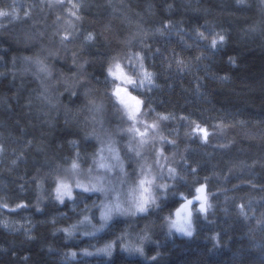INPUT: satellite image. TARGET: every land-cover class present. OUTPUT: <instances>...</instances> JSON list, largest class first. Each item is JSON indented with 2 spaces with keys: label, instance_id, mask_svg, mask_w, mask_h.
Masks as SVG:
<instances>
[{
  "label": "trees",
  "instance_id": "16d2710c",
  "mask_svg": "<svg viewBox=\"0 0 264 264\" xmlns=\"http://www.w3.org/2000/svg\"><path fill=\"white\" fill-rule=\"evenodd\" d=\"M20 2L23 7L42 6L41 0ZM11 4L13 0H0V10ZM29 13L26 22L11 26L0 19V73L4 74L0 76V145L5 149L0 153V203L9 207L29 204L16 212L0 208V264H264V189L260 187L264 185V4L260 0H245L244 5L236 0H85L80 35L68 44V50L60 44L59 35L51 32L54 29L56 33L59 27L52 17L44 16L42 8ZM165 24L168 30L161 35L156 30ZM138 28L141 35L131 47L126 46L125 41L137 34ZM197 28L209 35L223 32L227 43L218 52L210 50L206 41L196 39ZM25 29L31 41L16 43L13 33ZM88 31L97 40L81 48L82 36ZM39 33L40 38L32 41ZM40 44L59 55L60 47L64 49L65 57L60 58L64 62L54 60L55 65L49 68L54 72L56 67L62 77L80 78L85 90L61 95V91L53 93L54 86L48 84L50 99L40 95L42 85L29 71L39 70L35 59H46L32 58V64L24 61V57L37 56L34 52L30 55L29 48ZM121 49L145 55V66L155 73L157 87L135 91L155 109L152 116L173 114L176 119L163 122L166 127L181 124L189 132L190 120L218 135L214 148L189 137L194 147L184 149L185 159L179 166L188 184L194 176L199 183L210 178L209 191L217 195V208L196 223L191 237L161 234L158 246H149L156 252L149 262L121 253L108 262L104 258H71L74 244L66 241L69 236L62 229H70L87 215L81 203L94 199L95 194L60 204L53 198V169L60 166L62 171L76 159L77 152L81 166L91 160L97 143L94 137L84 139L85 133L93 131L86 126L88 101L103 104L102 111L90 114V121L106 129L110 122L103 92L110 85L104 67ZM73 53L77 67L88 61L83 72L74 67ZM197 56L201 59L196 60ZM229 57L235 58V65L229 63ZM176 59L189 67L178 70ZM224 76L228 79H221ZM55 78L60 76L49 80ZM89 88L93 91L86 96ZM181 116L189 119L181 120ZM73 140L78 143H69ZM190 167L197 172L187 171ZM34 177L45 179L38 187ZM213 180H218V185ZM184 185L185 181L175 182L187 195ZM77 192L74 189V194ZM169 198L170 202L161 206L164 208H158V215L161 209L171 211L178 206L177 196ZM71 205H77L76 209L70 210ZM240 205L245 206L246 216L240 214ZM149 223L157 226L156 221ZM125 224L118 219L110 225L111 236ZM102 239L94 236L80 246Z\"/></svg>",
  "mask_w": 264,
  "mask_h": 264
},
{
  "label": "snow or ice",
  "instance_id": "6c2138e0",
  "mask_svg": "<svg viewBox=\"0 0 264 264\" xmlns=\"http://www.w3.org/2000/svg\"><path fill=\"white\" fill-rule=\"evenodd\" d=\"M42 3L46 4V7L49 9H60L62 13H66L63 17L57 15L56 21L54 23L63 21L60 26L57 28L56 35L60 37V44L67 48L68 44L75 41L80 35L79 24L83 21L84 17L82 16V9L85 4V0H41ZM237 4L244 5L245 0H236ZM261 4H264V0H260ZM12 16L15 19H19V15L13 9L12 13L0 10V17ZM29 12H24V16H29ZM2 26V25H0ZM168 30V25L165 24L156 31L161 35L165 34ZM141 35V31L138 28L137 34L127 41H125L126 46L131 47L132 41L137 39ZM143 36L146 37L147 33H143ZM196 39L207 42V48L213 51H219L226 43L227 38L223 32H212L211 35L202 32L197 28L194 33ZM30 38V37H29ZM97 36L88 31L83 34L81 48L95 43ZM143 43V39H141ZM190 47V45H188ZM148 47V45H144ZM157 52L160 50L157 49ZM54 54V53H50ZM73 63L76 64V53H73ZM25 60H31V57H25ZM146 56L142 55L140 52H126L123 56L117 54L110 57L107 60L104 71L106 72L105 81L109 88H105V92L110 91L111 99L114 101L113 107L115 108L116 113L119 114L122 122L126 124V127H118V134H126L128 139L125 145L128 152L133 154V157L136 158V164L138 172L136 169H133V173L136 175L134 181V186L128 189V192L125 196V199L122 201L120 194L117 192L115 200L107 204H104L101 208L100 220L102 221L101 226L96 231H100L107 226V222L113 219L114 214L122 216H137L143 215L147 216L152 209L161 207V197L172 195L179 196L180 200L178 201L179 207L175 209L174 213H170L169 216L165 217V221L168 225L169 233L171 234L174 229L176 232L191 237L194 232V219L198 218L200 215H203L207 219L208 212L213 208V204L210 202L211 197L215 196V193L209 191L208 180L209 177L204 178L203 183H199L195 176L193 177V182L191 184L187 183V177L180 174L177 167L173 166L175 163V155L173 158H170L165 155L167 148L158 146L161 143L176 145L175 140H168L167 137L162 135V129L165 126L163 122L174 120L176 117L173 114L164 115L161 113H156L155 116H152L151 113L155 112V109L151 107L146 99L140 98L138 93H135L134 90L141 88H147L151 90L152 87H157L154 83L155 73L148 70L145 66ZM196 60H200L201 57H195ZM36 63L39 65V71L44 74L42 78V92L40 95L44 97L45 100H49L47 93L49 92V86L47 81L52 77V70L44 64L43 61L37 60ZM84 63L78 64L80 72L84 71ZM175 63L178 70L184 71L189 66L185 63L184 60L176 59ZM229 63L235 65V58L229 57ZM127 65V66H126ZM171 66V65H169ZM4 75L0 73V76ZM77 74H74L76 77ZM223 80H227L228 77H221ZM58 83L64 85V90L71 92L75 95V88L81 86V79L74 78L73 81L69 82L68 80L60 77L57 79ZM93 90L91 88L87 89L85 95L88 96ZM89 105H91L90 111L100 112L103 110V104H96L94 99H89ZM179 119L188 120V117L181 116ZM101 123L102 126V122ZM191 129L189 132H186L185 135L198 139L201 143H209V137L213 135L210 133L207 127L201 126V124L196 123L195 121H190L188 124ZM216 128H221V125L214 126ZM104 137H107L105 140L101 135L97 134L95 128L92 132L85 133L84 139L95 138L104 147H101L100 151L103 152L105 147L107 151L112 154V158L117 161L116 164H106L103 162L105 159L101 157V162L97 165L100 169H107L111 171L115 167H119L120 171L127 175L124 170L123 161L116 149L112 147V134L105 130ZM31 144V141H28ZM69 143L76 145L78 142L73 140ZM221 147H227V145H221ZM187 150V148L185 149ZM5 149L0 145V153L4 152ZM152 156V163H148V155ZM80 153L77 152L76 159H73L67 167H64L61 171L60 166H57L56 169H53L52 179L55 182V188L52 190L55 193L53 197L60 204H65V200L75 201L78 197H82L84 193H95L100 192L107 195L108 191L116 192V189H106L102 181L103 176L92 175V168H88L86 171L82 169L81 164L79 163ZM93 162L95 163V153L92 154ZM181 160H184L185 157L181 156ZM19 159V157H18ZM16 160L12 161V164L15 165ZM165 170L167 173L168 179L173 181L181 180L185 181V188L187 189V195L183 191L173 190V186L167 183H157L158 180H163L165 176ZM192 174L197 172V169L190 167L187 169ZM83 176L86 178L87 183H84L80 177ZM37 181V186H40V183L45 179V177L33 178ZM124 181H121L123 183ZM198 185V186H197ZM252 187H256L255 184ZM264 189V185L260 186ZM74 189H79L80 191L74 194ZM127 204V206H125ZM29 207L27 203H18L15 207H9L5 203H0V208H7L10 212H16L17 210L24 209ZM240 214L245 215L244 205H240ZM39 211V206H37ZM174 217V218H173ZM91 224V218L88 215H84L83 220L79 221L80 224L83 223ZM4 227H8L5 223ZM75 225L72 226V229H62L65 231L69 237L73 235V229ZM93 227H95L93 225ZM145 234L139 237L140 246H125L126 251L137 252L141 255L144 254V249L142 247L143 242L150 239V236L147 235V226L144 230ZM89 235H94L95 232L87 233ZM115 244V241L105 246L104 249L100 251L111 255L112 248ZM91 255V253H86ZM71 255L75 256L76 253ZM155 259V257H152Z\"/></svg>",
  "mask_w": 264,
  "mask_h": 264
},
{
  "label": "rangeland",
  "instance_id": "374dc122",
  "mask_svg": "<svg viewBox=\"0 0 264 264\" xmlns=\"http://www.w3.org/2000/svg\"><path fill=\"white\" fill-rule=\"evenodd\" d=\"M20 3H21L20 0H13V4H11V7L8 8L7 10H3L6 12H9V13H12L13 9H15L16 13L20 17L19 19H15L11 15L8 17H0V19L6 20L5 25L11 26L14 22H17V21H21V22L25 21L26 22L25 19L27 17H29L30 15L24 16V12L37 11V10H40L41 8H42L43 15L45 16L47 14V17L48 18L52 17L54 21H56L57 15H61L62 17L64 15H66V13H62V11L60 9L53 10V9L47 8L45 3H42V6L40 4V9L38 8V6H36V7L31 6V5L28 6L27 4H26L27 7H23L22 4H20ZM62 22L63 21L61 20V21L57 22V24H59V26H60V24ZM0 25H1V22H0ZM27 30L28 29H25L24 31L20 30V31L13 33V38L15 39L16 43H20V42L23 43L24 41L25 42L31 41V40H29V38H27V32H26ZM52 31H54L53 33L56 36L55 30L53 29V30H51V32ZM40 36H41V33L36 34V38L32 41H36V39L38 37L40 38ZM34 47L29 48V51L31 49L30 55L32 54V52H34L37 54V56H30V57L34 58V59H35V57H40L42 59H46L44 61V64H47L48 67L53 68V66L55 65L54 60H56V61L60 60L61 62H64V60H62L65 57L64 49H62L60 46H59L60 51H61L60 55L56 54V53L50 54L53 52H48L49 48L45 47V45L40 44V45H37L35 48ZM68 47H70V46L68 45ZM125 50L126 49H121L119 54L121 56H123L126 52H131V51H125ZM60 58H62V59H60ZM71 58L73 59L72 54H71ZM37 60L38 59H35L34 62ZM24 61H27V63L32 64V62L30 60L24 59ZM34 64L35 63H33V67H34ZM74 67L79 70V68L75 64H74ZM55 68L56 67H54V72L52 69V72H53L52 76L62 77V75L60 74V71H58L59 73H57ZM30 73L33 75H31ZM29 74L33 79L37 80L40 83V85H42L41 81H42V78L44 76L43 73H41L39 70L38 71L36 70V72H35V70H30ZM63 78L68 80L69 82L73 81V79H74L68 75H64ZM55 79H52V81L48 79V81H47V84L54 86V89L52 90L53 93H54V91H56V92L61 91L60 92L61 95H66V93H69V91L64 90V85L61 83L55 82ZM79 88H82V91H83V89L85 90V87L79 86V87L75 88V91H78ZM138 90H140V89H138ZM134 91H136V90H134ZM58 95L59 94L55 93V96L58 97ZM103 95H104L105 102H106L105 108H106V112L108 114L107 118H108V121L110 122L109 126L106 127V129H103L102 127L99 128L94 123L92 124L90 121V118H91L90 114L93 111H90V112L88 111V113L86 114V118L84 117L85 119H88L86 126L91 128L92 130H93V128H95L97 134H99V135L101 134V136L103 138H105V140H107V137L103 136L105 130H107L109 133L112 134V147L118 151V153H119V155L123 161L124 170H125V173H127V175L122 173L120 171L119 167H115L111 171H108L107 169H100L97 167V165L101 162V157H104L105 159L103 160V162L106 164H109V165L116 164L117 161H115L112 158V154H110L107 151L106 147H105V150L103 152H101L100 149H101V147H104V145H102L100 143V141L95 139L96 143H97V149L94 152L96 162L95 163L93 162V157H92L91 160L86 165H82L81 167L85 171L88 168H92V170H93L92 175L93 176H96V175L103 176L104 177V179L102 181L103 186L106 189H116V192L108 191L107 195H105L104 193L95 192V193H93V194H95L94 199L89 198L85 202L81 203L82 207L85 208L87 215L91 218V224H89L87 222L80 224L79 221L83 220V218H81L78 222H76V224H75L76 227H75V229H73V235L71 237H69V239H66V241L74 244L73 249L69 251L70 257L71 258L77 257L78 259H88V258L94 259V258H96L97 260L104 258V260L108 262L109 259H112L114 254H116V253L120 254L121 253L122 255L129 257V258H139V259L144 260L145 262H149L151 260L152 256L154 255V253H156L155 251L152 252L149 249V246H156L157 247L158 245L156 244V240L161 234L165 235V236L167 235L170 238H172V237H188V236L182 235V234L176 232L174 229L172 230V232L170 234L169 229H168V225L165 221V217L169 216L170 213H174L175 209L179 206H177L176 208L173 207V210H171V211H163V209H161V212L159 215H158V213H159L158 208H155L156 210L152 209L147 216L137 215V216L133 217V216H122V215L114 214L113 219L107 222L106 227H104L100 231H96V229L100 228L101 223H102V221L100 220V213H101V208L103 207V205L107 204L111 201H114L117 192L120 194V198L123 201L125 199L127 192H128V189L130 187L134 186V181L136 179V175L133 173V169H136L138 172V168H137V164H136V158H134L133 154L128 152L126 147H125V145L127 143V139H128L127 135L126 134H124V135L118 134L116 131L118 127H126L127 125L122 122L119 114L116 113L115 108L113 107L114 101L111 99L110 91L103 92ZM94 121H95V119H94ZM186 132H187L186 127H183L181 124H178V125L171 124V128H169L168 126L166 127V125H165L162 129V135L167 137L168 140H175L176 145L173 146L171 144H166V143H161L160 145H158V146L167 148L165 155H168L170 160L173 158V154L176 153L175 163L173 166L177 167L178 171L183 176H184V173L181 172V168L179 167L182 164V160L180 157L184 156V154H185L184 149L187 148V150H189V149H192L194 147V144L190 143L189 137L185 135ZM209 132L213 133V135H211L209 137V143L204 144V145H206V146L211 145V147L214 148V147H216L214 143L218 142L220 139H219L218 135L216 137L214 136L213 131L209 130ZM195 140L197 142L201 143L198 139H195ZM201 144H203V143H201ZM147 155H148V163L151 164L152 163V156L150 153ZM184 171H185V169H184ZM164 177L165 178L163 180H159V181H157V183H167V184L173 186V190H179V188L175 187V182L178 183L181 180L173 181L171 179H168L166 170H165V176ZM80 179L84 183H87V180L85 177L81 176ZM121 181H124V182L121 183ZM213 182L216 185H218V183H219L218 180H213ZM76 190L80 191L79 189H76ZM212 193H215V192H212ZM53 194L55 196L54 191H53ZM84 195L87 196L89 194L84 193ZM169 196H172V195H167V196L161 197L162 198L160 201L161 205H164L167 201H168L167 203L170 202L171 198H169ZM216 196L217 195H215L214 197H211V199H210V202L213 204V208L215 206L217 208L218 201L216 199ZM164 197H166V198H164ZM177 197H178V199H180L179 196H177ZM66 200H67V198H66ZM178 205H179V203H178ZM125 206H127V204H125ZM76 207H77V205H71L69 209L75 210ZM162 208H164V206ZM213 208H211L209 210L208 216L211 214ZM152 213H153V217L150 218L149 216ZM156 213H157V215H156ZM62 215L65 216L64 213H62ZM66 216H68V215H66ZM208 216H207V218H208ZM118 219H121L123 222H126V224L124 226H122L113 236H111L110 225H112ZM203 220H205L203 215H200L198 218L194 219V223H193L194 229L196 227V223L201 222ZM149 221H151V222L156 221L157 226L151 225L149 223ZM93 225L95 227H93ZM146 226H147V235L150 236V239L143 242V244H142V247L144 249V254L141 255L137 252H129V251L124 250L125 246H132V247L140 246L139 237L141 235L145 234L144 230H145ZM70 229H72V227ZM91 232H95V234L94 235L87 234V233H91ZM108 233L110 234L109 238L104 236L105 234L107 235ZM74 236H77V237L75 238ZM94 236L96 238H100L101 236H103V239L100 241L93 240L90 244L86 245V247H84V248L81 247V246H83V245H81L83 241H89ZM113 241H115V244L112 248L111 255H108L107 253L100 251L101 249H104L106 245L112 243ZM78 246H80V247H78ZM156 251L158 252L159 250H156ZM72 253H76V255L73 256V255H71ZM86 253H91V255H88Z\"/></svg>",
  "mask_w": 264,
  "mask_h": 264
},
{
  "label": "bare ground",
  "instance_id": "6f19581e",
  "mask_svg": "<svg viewBox=\"0 0 264 264\" xmlns=\"http://www.w3.org/2000/svg\"><path fill=\"white\" fill-rule=\"evenodd\" d=\"M25 1V0H24ZM30 1V0H29ZM25 4H26V2H25ZM34 4V3H33ZM19 7V6H18ZM18 9V8H17ZM19 10V9H18ZM39 15V14H38ZM104 127V126H103ZM108 132V131H107ZM101 135V134H100ZM105 139V138H104ZM115 144V143H114ZM168 156V155H167ZM170 156V155H169ZM165 178V177H164ZM159 181V180H158ZM164 198H166V197H164ZM162 199V198H161ZM176 202H178V201H176ZM161 203V202H160ZM165 203V202H164ZM163 203V204H164ZM165 205V204H164ZM162 206V205H161ZM174 206V205H173ZM177 206V205H176ZM176 206H175V208H176ZM179 206V205H178ZM162 208V207H161ZM156 210V209H155ZM166 210V209H165ZM159 211V210H158ZM163 212V211H162ZM156 215H157V213H156ZM160 219V218H159ZM158 220V219H157ZM162 220V219H161ZM159 221V220H158ZM162 227V226H161ZM150 234V233H149ZM152 235V234H151ZM160 235V234H159ZM161 236V235H160ZM165 236V235H164ZM167 236V235H166ZM154 238V237H153ZM178 239V238H177ZM176 240V239H175ZM179 240V239H178ZM170 243H171V240L169 241Z\"/></svg>",
  "mask_w": 264,
  "mask_h": 264
}]
</instances>
